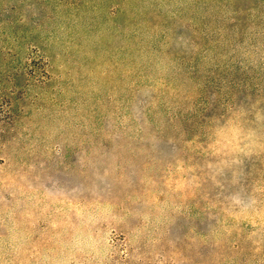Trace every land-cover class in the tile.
<instances>
[{"label":"rangeland","instance_id":"obj_1","mask_svg":"<svg viewBox=\"0 0 264 264\" xmlns=\"http://www.w3.org/2000/svg\"><path fill=\"white\" fill-rule=\"evenodd\" d=\"M0 264H264V0H0Z\"/></svg>","mask_w":264,"mask_h":264}]
</instances>
